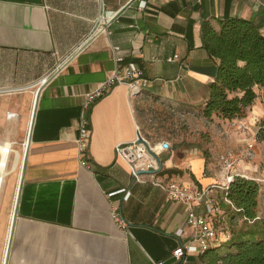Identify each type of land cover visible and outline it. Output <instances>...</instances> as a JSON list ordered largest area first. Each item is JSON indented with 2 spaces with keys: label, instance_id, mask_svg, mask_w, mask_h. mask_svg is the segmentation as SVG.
<instances>
[{
  "label": "crops",
  "instance_id": "obj_1",
  "mask_svg": "<svg viewBox=\"0 0 264 264\" xmlns=\"http://www.w3.org/2000/svg\"><path fill=\"white\" fill-rule=\"evenodd\" d=\"M138 2L107 0L106 7L116 10L108 32L87 37L98 0H0V141L14 140L17 150L10 161L12 210L0 232L2 247L13 218L7 264H206L200 251L172 254L191 237L185 205L157 185L134 180L115 145L132 140L138 129L150 145L167 141L158 152L163 176L188 185L220 184L216 154L239 149L242 141L230 119L202 114L218 58L203 47L200 22L208 18L217 28L216 17L239 15L258 22L264 34V3ZM111 44L149 82L134 94L116 83L83 109L84 93L113 68ZM253 87L257 95L238 117L257 131L264 88ZM83 115L90 126L81 152L86 164L76 140ZM19 138L26 140L21 152ZM263 140L243 166L248 177L264 172ZM224 191L217 185L212 192L220 200ZM112 204L128 220L126 228L113 221ZM194 209L204 212V204ZM222 210L219 224L229 231Z\"/></svg>",
  "mask_w": 264,
  "mask_h": 264
},
{
  "label": "trees",
  "instance_id": "obj_2",
  "mask_svg": "<svg viewBox=\"0 0 264 264\" xmlns=\"http://www.w3.org/2000/svg\"><path fill=\"white\" fill-rule=\"evenodd\" d=\"M216 21L217 28L208 18L200 22L202 45L218 58L202 114L232 119L253 102L257 95L254 85L264 88V34L260 24L248 17L228 15L216 17ZM256 136L264 139V117ZM224 195L229 201L220 199L219 205L231 221L229 235L202 251L206 264H264V216H257V182L235 175Z\"/></svg>",
  "mask_w": 264,
  "mask_h": 264
},
{
  "label": "built area",
  "instance_id": "obj_3",
  "mask_svg": "<svg viewBox=\"0 0 264 264\" xmlns=\"http://www.w3.org/2000/svg\"><path fill=\"white\" fill-rule=\"evenodd\" d=\"M107 0H98L99 11L92 23V26L87 34V37L103 29L108 32V25L114 16L116 10L106 7ZM119 1V0H118ZM138 5H144V0H139ZM112 57L114 65L109 74L97 83V85L86 91L82 99L83 109H89L93 102L104 94L112 85L116 83H125L128 91L131 94L141 92L148 84L149 79L141 74L139 66L131 60H125L118 52L119 46L111 44ZM44 77L40 79L43 82ZM228 124L241 136L242 146L239 149L224 148L216 154V163L219 171L222 173V182L211 183L206 186L188 185L173 177L163 176L161 160L158 152L164 149L167 141L158 142L155 145H150L148 141L140 134L139 130L135 137L130 141L119 142L115 145V152L122 157L129 167V172L133 179L140 182H150L159 186L165 191L168 199L181 201L185 205L186 220L191 225L190 239L179 244L172 250V254L176 257L181 256L184 250L202 252L210 245H214L222 240L223 237H228L229 231H225L220 227L218 215L223 213L219 205V200L213 194L214 186H221L226 189L230 180L235 176H244L247 178L256 179L264 182L263 175H253L248 177L243 166L251 161L255 154V143L257 141L256 131L251 129L247 122L239 117H234L229 120ZM89 118L83 115L78 125L77 142L80 153V162L86 164V159L81 154L85 148V142L89 135ZM139 137L144 139L140 140ZM3 146V151L6 152L5 167L11 168L10 156L16 154L14 148V140L0 141ZM25 146V141L23 142ZM10 163V165H9ZM9 165V166H8ZM121 189H116L107 192L111 196ZM129 191L123 193L126 198ZM224 199L229 201L225 196ZM197 203L204 204V212H197L194 206ZM110 214L117 226L126 228L128 220L121 213L119 207L115 204L110 206Z\"/></svg>",
  "mask_w": 264,
  "mask_h": 264
},
{
  "label": "rangeland",
  "instance_id": "obj_4",
  "mask_svg": "<svg viewBox=\"0 0 264 264\" xmlns=\"http://www.w3.org/2000/svg\"><path fill=\"white\" fill-rule=\"evenodd\" d=\"M262 1L264 3V0H262ZM21 140L22 139L19 138V141L21 142V143H19V146H18V144H16V146L19 149V152H21L23 149V143H22L23 141H21ZM263 141H261V144L259 145V149H258L260 159H262V158L264 159V142ZM205 151H208L207 148L203 149V152H205ZM11 158H12V154L10 156V161H11ZM261 164L263 165V168H264V160H261ZM9 165H10V163H9ZM255 172L256 173H254V175H263L264 176V172H262L260 174L257 173V171H255ZM14 178H15V172H10L5 178V183L3 186V190H2V194H1V201H0V232H1V229H3L2 223L4 220L5 214L7 216L10 215L11 210H12V198L10 199V196L12 194V186H13ZM254 180L257 182L258 192L260 193V194H258V196L260 197V200L258 203L259 208L257 209L259 211L257 213H259L260 216H264V182L256 180V179H254ZM236 218H237L236 220L238 222L241 221V218H239V217H236ZM3 237L4 238H3V242H2V247H0V264H2L3 250L5 248V244H6L7 238H8V223H6L5 229L3 231Z\"/></svg>",
  "mask_w": 264,
  "mask_h": 264
},
{
  "label": "bare ground",
  "instance_id": "obj_5",
  "mask_svg": "<svg viewBox=\"0 0 264 264\" xmlns=\"http://www.w3.org/2000/svg\"><path fill=\"white\" fill-rule=\"evenodd\" d=\"M26 142V140H25ZM6 144H2L0 143V200H1V194H2V190H3V185H4V179H5V175L10 172L12 169H7L5 167V157H6V152L3 151V146H6ZM8 235H9V227H8ZM6 247V245H5ZM4 253H5V249L3 252V257H2V263H3V259H4Z\"/></svg>",
  "mask_w": 264,
  "mask_h": 264
},
{
  "label": "water",
  "instance_id": "obj_6",
  "mask_svg": "<svg viewBox=\"0 0 264 264\" xmlns=\"http://www.w3.org/2000/svg\"><path fill=\"white\" fill-rule=\"evenodd\" d=\"M36 100H37V95H36L34 104H36ZM139 139L144 141V139L142 137H139ZM164 145H166V143H164ZM12 223H13V218H12V222H11L10 229H9L8 241H7V245H6V249H5V253H4L3 264H7V255H8V250H9V242H10V236H11V230H12Z\"/></svg>",
  "mask_w": 264,
  "mask_h": 264
}]
</instances>
